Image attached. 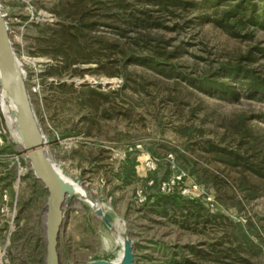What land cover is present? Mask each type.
Returning <instances> with one entry per match:
<instances>
[{"label":"rangeland","instance_id":"374dc122","mask_svg":"<svg viewBox=\"0 0 264 264\" xmlns=\"http://www.w3.org/2000/svg\"><path fill=\"white\" fill-rule=\"evenodd\" d=\"M170 1H2L48 154L116 226L76 200L61 264L117 260L127 235L134 264H264V90L223 69L264 81V0H249L261 25L248 13L235 28L218 23L235 1ZM152 54L165 63L123 62ZM127 151L137 176L123 182ZM18 162L0 106V264H46L48 192L30 169L18 179ZM174 180L201 204H157L154 185Z\"/></svg>","mask_w":264,"mask_h":264},{"label":"water","instance_id":"95a60500","mask_svg":"<svg viewBox=\"0 0 264 264\" xmlns=\"http://www.w3.org/2000/svg\"><path fill=\"white\" fill-rule=\"evenodd\" d=\"M82 85L83 81H75ZM94 85H108L110 81H94ZM0 87L14 105L11 115L16 120V131L22 144V151L31 165L35 177L48 192L46 201V264H61L60 237L69 208L76 200L89 203L106 226L116 228L113 217L89 193L88 198L79 196L74 182L67 180L56 168L46 149V137L36 115L31 93L26 81L23 65L13 46L8 20L0 4ZM136 254L130 235L123 241L120 260H90L81 264H134Z\"/></svg>","mask_w":264,"mask_h":264},{"label":"trees","instance_id":"16d2710c","mask_svg":"<svg viewBox=\"0 0 264 264\" xmlns=\"http://www.w3.org/2000/svg\"><path fill=\"white\" fill-rule=\"evenodd\" d=\"M231 2H234V5L225 12V14L222 16V18L218 21L219 24H221L225 28H235L238 27L240 24V20H242L245 16H248V13H251L249 16V21L256 25H261L262 21L261 18H257L254 15V12L256 10V5L250 3L249 0H229ZM171 3H166L165 7H176L178 6V0H172ZM87 13H85L84 17L82 19L86 20ZM142 19H139L138 21H141ZM164 55L162 54H152V55H135L132 57H125L126 59L123 61L125 64L128 62H135L140 64H147V62L151 63L152 66H160V64H164L165 62L161 57ZM160 57V58H159ZM149 58V59H148ZM157 68V67H156ZM226 74L231 75L235 79L240 78H250V82L255 88H262L264 90V81L260 79H256L250 75L247 74V71L243 68H240V65L237 66H226L223 68ZM205 84H208L209 87H213L215 89L220 88L222 85H216V81H213L211 79H207L202 81V86ZM257 89V90H258ZM225 92L228 91V89H224ZM264 93V91H262ZM137 158L136 156H132L130 151H127L125 154L124 159L121 161V168H122V175H120V178L123 182H128L131 180V178L136 177V166H137ZM156 182V181H155ZM156 184V183H155ZM160 184V183H159ZM159 184L157 182L156 185H154L157 188L156 191V198H157V204H159L162 200H187L193 204H201L198 199H194L191 197H185L178 190H174L170 193H163L159 189ZM170 201V202H172Z\"/></svg>","mask_w":264,"mask_h":264},{"label":"bare ground","instance_id":"6f19581e","mask_svg":"<svg viewBox=\"0 0 264 264\" xmlns=\"http://www.w3.org/2000/svg\"><path fill=\"white\" fill-rule=\"evenodd\" d=\"M0 106L2 108V112L4 113V116L7 120V123H8V126L10 127V129L12 130L13 132V135L15 136L16 140L18 141V143L20 144V147H22V144L20 142V139H19V136H18V133L16 131V120L15 118L11 115L12 113V110L15 108L13 103L11 102V100H9L6 96V93L2 90V88L0 87ZM30 165V164H29ZM56 168L58 169V171L69 181L71 182H74L73 180H71L69 177H67L66 175L63 174L62 170L59 168L58 164H56ZM31 167V165H30ZM75 186H76V190L78 191L79 193V196L83 197V198H88L89 196V193L87 191H85L81 186L80 184L78 183H75ZM95 212V211H94ZM114 230H116V228H114ZM118 241L121 242V244L123 245V241H124V237L122 238L121 236H118ZM122 254H123V250H121L119 252V255H118V259L117 260H120L121 257H122ZM116 260V259H115Z\"/></svg>","mask_w":264,"mask_h":264},{"label":"built area","instance_id":"2783aa9c","mask_svg":"<svg viewBox=\"0 0 264 264\" xmlns=\"http://www.w3.org/2000/svg\"><path fill=\"white\" fill-rule=\"evenodd\" d=\"M2 1L3 0H0V4H1V7H2V10H3V4H2ZM15 1H18V2H27L29 0H15ZM5 16H7V12H5L3 10ZM152 167H155V165H153ZM28 169L32 170L29 163L27 165H22L21 162H18V172H19V178L20 179V176L24 173H26L28 171ZM180 182L179 181H172V183L170 182H163V183H160L159 185V189L163 192V193H170L174 190H176L178 187V184ZM151 184H153V181H151ZM194 191V189H193ZM3 199H4V204L2 205V212L3 213H7L8 215L11 216V225H13V222L15 220V213L13 212L12 214H10L11 212V207H10V204H9V195L7 192L4 193L3 195ZM3 264V263H2Z\"/></svg>","mask_w":264,"mask_h":264}]
</instances>
